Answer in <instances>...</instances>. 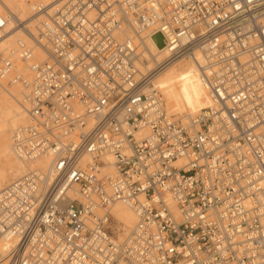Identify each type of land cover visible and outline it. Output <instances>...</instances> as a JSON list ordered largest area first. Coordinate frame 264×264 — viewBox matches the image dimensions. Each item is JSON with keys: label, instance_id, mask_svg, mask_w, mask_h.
<instances>
[{"label": "built area", "instance_id": "2783aa9c", "mask_svg": "<svg viewBox=\"0 0 264 264\" xmlns=\"http://www.w3.org/2000/svg\"><path fill=\"white\" fill-rule=\"evenodd\" d=\"M33 10L45 16L33 45L0 53V78L24 88L14 154L50 160L0 190V262L264 264V0H38ZM6 26L0 12V38ZM158 33L168 56L143 72ZM197 52L212 104L171 116L152 81ZM119 201L137 217L123 240Z\"/></svg>", "mask_w": 264, "mask_h": 264}, {"label": "bare ground", "instance_id": "6f19581e", "mask_svg": "<svg viewBox=\"0 0 264 264\" xmlns=\"http://www.w3.org/2000/svg\"><path fill=\"white\" fill-rule=\"evenodd\" d=\"M33 4L34 2L27 4L24 0H0V12L5 11V15L7 16L5 33L3 37L0 38V53L5 50L10 51L13 49L12 47L16 42L18 44L20 42H33L32 39L34 36H37L40 22L45 19V16L39 13L34 15L29 14L30 9L33 10ZM26 14L27 16L24 18ZM168 53L169 51L166 47L158 46L156 41L149 38L147 40V47L141 51V58L137 63V68L143 72H151L159 63L164 61V59L168 56ZM37 54L41 58L44 57L40 50H37ZM186 58V60H176L167 67L163 68L155 76L151 84L154 89H157L158 91L162 89L166 93L168 99L166 103L170 113H174L178 110H193L198 107L203 109L212 104V99L200 74V67L198 63V61L201 63L204 62V56L201 52H197L196 57L187 56ZM23 68V71L26 72L27 69L25 67ZM14 98H17V92L14 87H7L6 91L0 87V139L6 134L10 127L14 126L15 123L17 121L19 122L21 119V113L16 108ZM20 105L25 115H27L28 113L24 104H22V99L20 100ZM188 112L181 117L187 118L194 114ZM10 139L9 141H11ZM0 147L10 159V145L8 143H1ZM108 159L112 161L111 156H108ZM18 160L20 162L18 171L15 176H12L13 178L19 177L30 168L32 169L33 166H35L31 164L32 162L39 167H46L50 159L48 156L44 155L31 161L19 158ZM8 181H11V179L9 178ZM5 186L6 185L3 186V181L0 176V190ZM112 213L114 217L117 216L118 219L125 224L126 228L129 229V233L137 220L136 214L132 208L119 201L113 206ZM12 245V240H3L1 248H10ZM0 264H8V259L1 261Z\"/></svg>", "mask_w": 264, "mask_h": 264}, {"label": "rangeland", "instance_id": "374dc122", "mask_svg": "<svg viewBox=\"0 0 264 264\" xmlns=\"http://www.w3.org/2000/svg\"><path fill=\"white\" fill-rule=\"evenodd\" d=\"M27 4L29 3H33V2H35V1H38V0H24ZM44 1H48V0H44ZM30 9V8H29ZM1 13H3V14H5V11L4 12H1ZM29 14H31V15H34V10H31L30 9V13ZM26 16H27V14L24 16V18H26ZM37 34H38V31H37ZM27 44H30V45H33V42H26ZM15 46V47H14ZM12 48H17L18 47V43L16 42L15 43V45H14ZM2 53H4V54H9V51H7V50H5L4 52H2ZM181 59H187L186 58V56L185 57H181V58H179V59H177V60H181ZM154 66V65H153ZM161 70H159L158 71V73L160 72ZM28 72V71H27ZM157 73V74H158ZM156 74V75H157ZM155 75V76H156ZM155 78V77H154ZM0 80H1V83H0V87L4 90V91H6V88L7 87H14V89L16 90V92H17V98H14L15 99V102H16V108H17V110L21 113V119L19 120V122L17 121L16 123H15V125L14 126H12V127H10L8 130H7V132H6V134L4 135V136H2L1 137V139H0V144L2 143V144H4V143H8L9 145H10V159H12V160H10L8 157H7V155L5 154V152L2 150V148L0 147V176H1V178H2V181H3V186L4 185H7V184H9L12 180H14L15 178H13L12 176H15L16 174H17V171H18V166H19V160H18V157L15 155V154H13L14 152H13V150L11 149L12 147H11V136H12V134H13V132H14V130L18 127V126H20L21 124H23L27 119H28V114L27 115H25V113H24V111H23V109H22V107H21V105H20V100L22 99V104H24L25 105V102H24V96H23V92H24V88L20 85V84H17V83H9L8 82V79H4V78H0ZM159 90H160V88H159ZM162 93L161 94H163L162 96H163V99H164V103H165V106H166V109L168 110V107H167V95H166V93L161 89L160 90ZM6 94H7V92H6ZM9 95V94H8ZM11 97V96H10ZM25 107V106H24ZM201 109V107L199 108H196V109H193V110H178V111H176V112H174V113H170V111H168L169 112V114L171 115V116H175V117H177V118H180L181 116H183V115H185V114H187V112L188 113H197V112H199V110ZM182 114V115H181ZM183 118H185V117H183ZM17 126V127H16ZM16 127V128H15ZM9 137V138H8ZM8 139V140H7ZM9 139L11 140V141H9ZM7 140V141H6ZM8 160V161H7ZM11 163V164H10ZM29 163H31V162H29ZM4 164V165H3ZM32 165H35V166H33V168H38L39 166L38 165H36V164H34L33 162L31 163ZM31 169V168H30ZM29 170V169H28ZM5 172V173H4ZM9 174V175H8ZM8 175V176H7ZM10 176V177H9ZM9 178L11 179V181H8L9 180ZM5 181V182H4ZM112 221H113V226L116 228V230H117V235H118V238H119V240H123L126 236H127V234H128V231H129V229H127L126 228V226H125V224L121 221V220H119L118 219V217L117 216H115L114 217V215H113V218H112Z\"/></svg>", "mask_w": 264, "mask_h": 264}, {"label": "water", "instance_id": "95a60500", "mask_svg": "<svg viewBox=\"0 0 264 264\" xmlns=\"http://www.w3.org/2000/svg\"><path fill=\"white\" fill-rule=\"evenodd\" d=\"M154 40L156 41L157 45L160 47L164 46V39L161 33H158L154 36Z\"/></svg>", "mask_w": 264, "mask_h": 264}]
</instances>
